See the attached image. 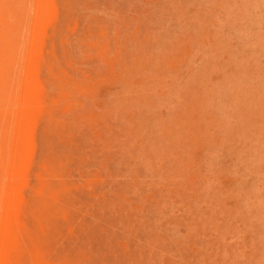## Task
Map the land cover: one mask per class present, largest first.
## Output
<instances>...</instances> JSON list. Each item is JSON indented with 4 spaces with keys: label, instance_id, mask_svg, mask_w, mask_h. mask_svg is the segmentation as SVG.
Instances as JSON below:
<instances>
[{
    "label": "rangeland",
    "instance_id": "rangeland-1",
    "mask_svg": "<svg viewBox=\"0 0 264 264\" xmlns=\"http://www.w3.org/2000/svg\"><path fill=\"white\" fill-rule=\"evenodd\" d=\"M0 264H264V0H0Z\"/></svg>",
    "mask_w": 264,
    "mask_h": 264
},
{
    "label": "bare ground",
    "instance_id": "bare-ground-1",
    "mask_svg": "<svg viewBox=\"0 0 264 264\" xmlns=\"http://www.w3.org/2000/svg\"><path fill=\"white\" fill-rule=\"evenodd\" d=\"M34 24V23H33ZM18 133V132H17Z\"/></svg>",
    "mask_w": 264,
    "mask_h": 264
}]
</instances>
